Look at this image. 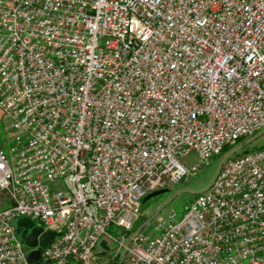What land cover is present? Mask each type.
<instances>
[{
    "label": "built area",
    "instance_id": "1",
    "mask_svg": "<svg viewBox=\"0 0 264 264\" xmlns=\"http://www.w3.org/2000/svg\"><path fill=\"white\" fill-rule=\"evenodd\" d=\"M0 120V264H30L18 218L55 232L43 264H98L101 241L122 264H264V148L179 220L108 232L264 128V0H0Z\"/></svg>",
    "mask_w": 264,
    "mask_h": 264
},
{
    "label": "rangeland",
    "instance_id": "2",
    "mask_svg": "<svg viewBox=\"0 0 264 264\" xmlns=\"http://www.w3.org/2000/svg\"><path fill=\"white\" fill-rule=\"evenodd\" d=\"M7 125H8L7 121L0 120V147H3L5 151H7V144H6L4 129ZM262 131H264V128L260 132ZM261 148H264V134H262L260 137H258L248 146L244 147L234 156L242 155L246 152L252 153L254 151L260 150ZM225 154H223V156ZM222 157L214 158L211 160L209 164L202 165L199 168L196 176L185 177L177 184L172 185L170 188L158 190V191L166 190V192L159 194L157 196L151 197L144 203H143V200H144L143 199L140 202V206H141L140 214L134 225L133 231L137 230V228H139L146 220L151 218L159 210V208L164 203L171 200V198L175 194L181 192L174 199H172L169 202V204L166 205L160 211L158 216L154 218L146 227H144L140 231V233L142 234L151 233L154 229V226L156 225V219L157 218L166 219L167 216L170 215L171 213H175L176 215L175 220H179L182 217V215L186 212L190 204L193 203L195 199L198 197L199 192L203 191L214 180ZM185 161L187 162V166L190 167L197 162V158L194 154H190L186 158ZM56 185L59 187V184H56ZM9 205H10V202L8 198L6 197L5 193L0 191V211L8 207ZM108 232L116 241L121 239V237H123L124 241H126L130 236L129 234H126L121 228H118V227H111L108 230ZM116 246L117 244L115 242H113L110 245V250L109 252L106 253L108 255V256L106 255V259L112 258ZM96 251L97 249L95 250V252ZM117 263H118V259H115L112 264H117ZM39 264H43V263H39Z\"/></svg>",
    "mask_w": 264,
    "mask_h": 264
},
{
    "label": "water",
    "instance_id": "3",
    "mask_svg": "<svg viewBox=\"0 0 264 264\" xmlns=\"http://www.w3.org/2000/svg\"><path fill=\"white\" fill-rule=\"evenodd\" d=\"M262 134H264V131L259 132L258 134L252 136L251 138L245 140L244 142H242L241 144H238L237 146H235L234 148H232L231 150H229L221 159L218 170H217V174L218 175L222 164L224 163L225 160H227L228 158L234 156L236 153H238L240 150H242L244 147L248 146L249 144H251L254 140H256L258 137H260ZM215 176V178H216ZM214 178V179H215ZM211 184V183H210ZM209 184V186H210ZM208 187H206L203 191L199 192V194L205 192L208 190ZM166 192V190L164 191H156L153 192L149 195H147L144 200L143 203L146 202L149 198L157 196L159 194H162ZM181 192L175 194L172 198L174 199L177 195H179ZM169 200L168 202L164 203L159 210L148 220H146L139 228H137V230H135L132 234V236L139 234L140 231L146 227L154 218H156L158 216V214L160 213V211L169 204V202L171 201ZM12 227L14 228L15 232L17 235H19L20 239L22 240V243L24 245L25 251L27 252V260L30 264H34V263H38L39 262V257H40V253L41 250L47 246V244L49 242H51L53 240V238L55 237V232L50 231V230H43V228L41 227H35L27 218H21L18 220H13L12 221ZM24 228L23 231L20 230V228ZM30 228V232L27 233V231ZM99 247L102 250H106L109 251V248L107 246V243L105 241H101L99 244ZM128 247V242L126 244V248ZM126 255V251L123 252V254L121 255V258L118 262V264H122L124 257Z\"/></svg>",
    "mask_w": 264,
    "mask_h": 264
},
{
    "label": "crops",
    "instance_id": "4",
    "mask_svg": "<svg viewBox=\"0 0 264 264\" xmlns=\"http://www.w3.org/2000/svg\"><path fill=\"white\" fill-rule=\"evenodd\" d=\"M18 219H21V218H18ZM18 219H15V220H18ZM29 220V219H28ZM30 221V220H29ZM35 227H41V228H43V226L42 225H40V224H37V223H34V222H32V221H30ZM20 230L21 231H23L24 230V228H20ZM43 230H45L44 228H43ZM30 232V228H29V230L27 231V233H29ZM109 248V250H110V246L108 247ZM107 252H109V251H106V250H102L101 248H97V251L95 252L96 253V257H97V263L98 264H112L113 262H114V258H113V256H112V258H110V259H106V253ZM108 256V255H107ZM119 262V261H118ZM40 262H38V263H34V264H39ZM118 264V263H117Z\"/></svg>",
    "mask_w": 264,
    "mask_h": 264
},
{
    "label": "trees",
    "instance_id": "5",
    "mask_svg": "<svg viewBox=\"0 0 264 264\" xmlns=\"http://www.w3.org/2000/svg\"><path fill=\"white\" fill-rule=\"evenodd\" d=\"M237 145V144H236ZM233 147H228V148H225V150L223 151V154L227 153L229 150H231ZM134 231L132 232H125L126 234H129L131 235Z\"/></svg>",
    "mask_w": 264,
    "mask_h": 264
}]
</instances>
